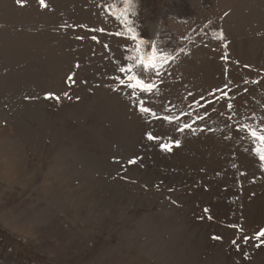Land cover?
<instances>
[{"label": "rangeland", "instance_id": "obj_1", "mask_svg": "<svg viewBox=\"0 0 264 264\" xmlns=\"http://www.w3.org/2000/svg\"><path fill=\"white\" fill-rule=\"evenodd\" d=\"M262 122L264 0H0V264H264Z\"/></svg>", "mask_w": 264, "mask_h": 264}, {"label": "snow or ice", "instance_id": "obj_2", "mask_svg": "<svg viewBox=\"0 0 264 264\" xmlns=\"http://www.w3.org/2000/svg\"><path fill=\"white\" fill-rule=\"evenodd\" d=\"M19 2V0H18ZM137 37H133V39H136ZM171 58V57H169ZM137 66L143 68V70L145 72H147L149 70V68H155V64H149L146 63L144 61V59H139L137 62ZM125 68H121L120 71H125ZM131 70V69H129ZM129 80H133L135 81L134 84H130V87H135V86H141V90L142 91H148L151 92L154 90L155 85L151 84V83H147L145 82L143 79L140 78L139 74L134 75V76H130L128 78ZM121 83H123V81H121ZM229 109L233 108L232 104L228 105ZM141 110L143 112H150L151 109H149L148 107H143L141 108ZM169 122H172L171 120H169ZM185 127H190L189 125H185ZM241 128L247 133L248 136H250L253 140V142L259 141L261 143H264V122L261 123V126L259 127V131L257 130V126L254 124H242L237 128V132H239L241 130ZM183 129H181L182 131ZM148 138L149 139H153L151 134H148ZM175 144H179V141H174ZM162 148H164L165 150H170V146L169 145H161ZM255 151H257L258 153H260L259 158L264 161V152H260V149H255ZM261 235H264V230H262V232L260 233ZM235 243V241L233 242Z\"/></svg>", "mask_w": 264, "mask_h": 264}]
</instances>
